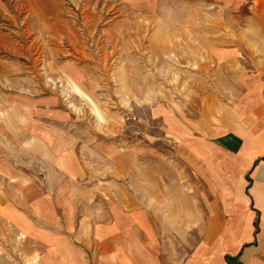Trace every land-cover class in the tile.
I'll return each instance as SVG.
<instances>
[{"label": "rangeland", "instance_id": "rangeland-1", "mask_svg": "<svg viewBox=\"0 0 264 264\" xmlns=\"http://www.w3.org/2000/svg\"><path fill=\"white\" fill-rule=\"evenodd\" d=\"M257 79L264 0H0V131L20 132V118L26 131L39 103H59L55 127L75 145L88 198L122 192L117 181L132 192L155 174L179 180L182 124L214 122ZM14 229L0 219V264H39Z\"/></svg>", "mask_w": 264, "mask_h": 264}, {"label": "crops", "instance_id": "crops-1", "mask_svg": "<svg viewBox=\"0 0 264 264\" xmlns=\"http://www.w3.org/2000/svg\"><path fill=\"white\" fill-rule=\"evenodd\" d=\"M254 81L214 122L182 124L179 180L155 174L132 192L117 181L108 188L122 192L102 198L86 196L75 145L55 127L59 103H39L43 120L0 131V219L39 264H264V82Z\"/></svg>", "mask_w": 264, "mask_h": 264}]
</instances>
